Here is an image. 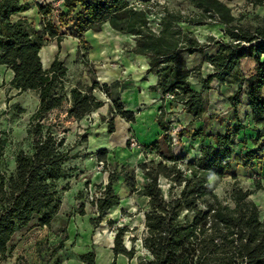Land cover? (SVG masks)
I'll list each match as a JSON object with an SVG mask.
<instances>
[{
    "label": "trees",
    "instance_id": "obj_1",
    "mask_svg": "<svg viewBox=\"0 0 264 264\" xmlns=\"http://www.w3.org/2000/svg\"><path fill=\"white\" fill-rule=\"evenodd\" d=\"M251 1L264 4V0ZM33 3L40 15L38 25L21 16ZM63 5L71 17L67 27L61 20L55 21L52 2L0 0V65L14 72L11 89L19 94L35 91L39 99L27 129L31 147L16 153L12 171L2 168L8 140L0 139V264L11 255L14 237L20 230L34 221L40 226L52 224L62 206V192L69 189V183L65 186L61 183L74 171L67 168L68 162L79 155L72 153L66 135L57 131L60 116L50 122V112L69 104L67 117L80 121L104 105L94 94L95 90H101L113 101L110 118L102 117L108 122V132L115 130L117 114L128 121L135 118L133 112L124 111L120 97L113 95L108 84L93 79L91 85L68 88V67L64 61L56 58L48 68L42 63L40 51L48 41L56 40L60 45L67 36L81 40L85 32L99 31L105 23L135 37L136 44L131 51L149 58V72L158 76L157 85L162 94L180 91L178 100L187 113L195 118L203 114V92L218 80L237 84L240 89L244 86L252 121L262 127L255 130L252 140L255 145L259 143L257 148L244 153L234 152L238 136L245 129L241 121L225 133L205 135L212 141L206 138L199 157L190 162L174 155L172 138L164 136L163 140L170 144L169 156L162 153L163 159L159 162L139 164L148 177L144 186H138L127 166L111 173L106 185L98 186L104 188L101 196L92 201L98 210V219L120 204L114 184L123 176L131 194L148 199L142 237L148 256L140 257L138 264H264V220L259 205L252 199L261 185L246 188L234 175L224 196L218 195L211 185L212 177H223L233 169V161L251 166L258 158V151L264 149V27L252 31L237 24L231 8L221 0H197L198 7L226 25L229 37L227 41L217 40L216 51L209 54L206 48L211 44L199 42L191 31L184 32L180 26L182 21L191 24L197 21L180 14L166 12L163 28L157 33L149 25L148 9L131 5L128 0H63ZM194 53L202 54V63L208 61L214 66V71L205 78L200 77L202 63L193 68L186 65L185 55ZM243 59L254 61L249 75L242 70ZM192 76L200 77L201 90L194 88ZM240 89L231 96L232 101L239 99ZM164 107V104L160 106L158 122L167 131ZM160 143L156 141L148 148L160 151ZM105 154L106 149L96 152L101 161L106 159ZM180 163L186 165L185 170L179 167ZM161 177L171 183L168 197L159 184ZM126 231V227L118 229L113 246L115 260L111 264H116L118 255L128 259L135 256V247L128 249L123 243ZM79 257L86 264H96L94 251Z\"/></svg>",
    "mask_w": 264,
    "mask_h": 264
},
{
    "label": "rangeland",
    "instance_id": "obj_2",
    "mask_svg": "<svg viewBox=\"0 0 264 264\" xmlns=\"http://www.w3.org/2000/svg\"><path fill=\"white\" fill-rule=\"evenodd\" d=\"M39 1L43 2L44 0ZM46 1L54 4L55 21L58 22V20H61L66 24L64 26L67 27V23H70L71 17L68 15L69 10L63 5V0ZM128 1L131 5H136L138 8L148 9L149 25L157 33L163 28V17L166 12H172L198 22L191 24L182 21L180 22V26L184 32L191 31L192 35L199 42L211 44L209 48H206L207 52L211 51L217 40H229L225 31L226 25L221 23L217 16L211 17L202 7H198L197 0ZM221 1L231 8L232 14L236 17L237 24L252 31L257 27H264V4L256 5L251 0ZM32 5L34 6V3ZM34 21L37 22L38 20L34 19ZM105 33L104 31L102 34ZM125 51H129V47ZM199 58V56L192 57L189 66L191 68L198 66ZM68 63L74 74L82 73L81 71L83 70L88 73L93 71L96 80L102 84L94 68V64L90 67L82 58H78L77 61L69 59ZM253 67V60L243 59L242 70L245 75H249L253 71ZM201 71L206 74L204 66L201 67ZM215 85H219V83H216V81L213 82V88L217 89ZM226 92H228V89H223L221 86L218 88V96H225ZM101 96L107 99V96ZM37 105L38 99L34 92L28 91L19 94L16 90L11 89L10 72L8 69L0 67V139L7 138L8 140L2 167L3 170H14L16 153L21 149H30L31 140L27 129L30 118L37 109ZM17 106H20L25 111L21 112ZM104 110L106 112L107 109L105 108ZM163 112L168 126H175V129H172V134H175L176 139H172L171 148L176 146L175 150L179 153L183 151L181 150L183 146L190 145L188 140L192 138L190 135L193 129V121H191V117L187 115V112L177 105H174L172 108L170 106H167V108L164 107ZM54 116L56 115L50 117V122L52 120L55 121ZM105 116H109L110 118L108 112H106ZM225 116L224 111L211 114L203 112L199 118L208 122L212 118L221 119ZM58 121L60 125L57 131L60 134L66 135L67 142L73 150L72 153L79 155L77 158L68 162L67 168H73L74 171L68 173L66 179L61 183L62 186L69 183V189L72 185L80 181V176L84 173L83 171L88 170V160L92 155L96 158L97 169L107 171L106 182L111 173L119 172L123 166H127L128 170L136 177V168L139 165L134 166L120 159L122 156L121 143L125 141L126 134L132 131L129 130L131 127L140 136L141 141H154L157 137V125L152 122V116L149 115L148 111L144 112L142 117L137 121L131 122V127L128 126L129 121L127 119H125L123 124L119 122L113 132H108V122L99 118L97 120L87 118L79 123H73L70 120L62 121L61 119ZM180 134H182L181 137ZM94 135L98 141V144L95 143L97 149L110 148L106 149L107 154H105L106 159L103 161V165L102 163L100 164L101 160L97 158L96 153L93 154L91 152L90 139ZM130 136L134 135L131 133L128 135L126 146L132 150L129 145ZM163 137L160 140V151L148 153L150 156H147V153H141L139 151L141 156H143L142 159L144 158L143 162H150L151 160L159 162L163 159L160 156L162 153L165 156H169L170 144L169 142H165ZM242 146L243 149L240 152L244 153L246 152L244 150L246 146L245 144H242ZM234 152H237L236 147L234 148ZM168 164L171 163L168 162ZM240 166L236 161H233V169L225 176H214L211 178L212 188L218 195H225L233 182L234 172L239 170ZM179 167L182 170L186 169V165L183 163H180ZM239 180L247 188V184L245 183L246 179L241 177ZM159 184L165 196L168 197L171 187L169 180L161 177ZM98 186L100 185H90L88 182L87 189H83L85 191H83L82 195L81 193H76L74 198L70 197L69 189L64 190L62 192V206L52 224L49 226H40L34 221L30 226L20 230L14 237V249L5 264H86L83 263L79 256L81 252L87 253L89 251H94L96 264H111L115 260V254L111 248V244L114 242L118 229L122 227H126L127 229L123 236V243L128 249L134 246L136 252L133 259H122V257L118 256L116 258V264H138L140 257H147L148 252L142 245V237L145 230V211L148 209L145 199L135 195L132 197L130 204L123 205V208L120 206L115 207L98 219V210L92 203L93 200L101 196V192L103 191ZM175 190L179 191V189ZM114 209H118V214L113 213Z\"/></svg>",
    "mask_w": 264,
    "mask_h": 264
},
{
    "label": "crops",
    "instance_id": "obj_3",
    "mask_svg": "<svg viewBox=\"0 0 264 264\" xmlns=\"http://www.w3.org/2000/svg\"><path fill=\"white\" fill-rule=\"evenodd\" d=\"M30 15H32V17H30ZM21 16L27 17L33 21L34 19L38 20L36 22L37 25L40 22V15L38 14L36 5H32L31 9L22 13ZM104 31L106 33L102 34L104 33ZM135 44L136 41L132 35L120 33L114 30L109 25V23H105L99 31L88 30L87 32H85L81 40L73 36H67L60 43V45L56 40H50L45 46L42 47L40 55L42 63L46 68L50 67V65L56 58L64 61V63L68 67L66 83L68 88L75 87L77 84L91 85L93 79H96L93 71L88 73L83 70L81 71L82 73L74 74L71 67L69 66V59L77 61L78 58H82V60L89 64L90 67H92L91 65L94 64V68L96 69L102 84L106 83L111 86L113 95L120 97L124 107V111L134 113L135 118L133 121H129V127H131V122L140 119L144 112L148 111L149 115L152 116V122L157 125V137L154 141H141L140 136H138L136 131L133 130L132 127L129 129L132 130L130 131V133L134 135L142 145L148 147L154 144L156 141H160L164 135H167L169 137L173 136L176 139L175 134H172V129H175V126H169L167 133V131H164V129L158 122V117L161 113V103L158 100H153V98H158L161 93V90L157 85L158 76L153 72H149V58L146 55L137 54L131 51ZM128 47L129 51H125V49ZM215 51L216 46H214L210 52H206L209 54H213ZM194 56H199V64L202 63V54H187L185 55L187 67L191 68L189 64L191 63L192 57ZM202 66H204L206 74L201 71L200 77L205 78L209 73H212L214 71V66L208 61H204L202 63ZM0 67H4L9 70L11 81L14 77V72L5 65H0ZM200 77L192 76L190 78V81L193 84L194 88L198 91L203 87V83ZM215 81L216 83H219V85H215V88L217 89L213 88V82ZM213 82L211 83V88L203 92L205 107L204 113L211 114L224 111L226 116L221 119L212 118V120L207 122L202 118H194L193 115L187 113V115L191 117V121H193V129L190 135L192 136V138L188 140V143H190V145L183 146V148L181 149L183 151L179 153H177L175 150L176 146L172 148V152L174 155L184 157L185 161L187 162L195 161L199 157L200 147L202 146V144H204L206 138H208L209 141H212V138L210 139L209 137H204L205 135L208 136L218 133H225L228 130L232 129V127H234L238 121H241V123L245 125V129L241 130V133L238 136V143L236 145L237 152L239 153L243 149L242 144H245L246 146V149L244 150L255 149L259 144L258 143L257 145H255L252 140L255 136V130L261 128L262 124H256L252 121L249 100L244 86L240 89L237 84H226L218 80H214ZM220 86L223 89H228V92L225 93V96H218V88ZM239 89V99H235L232 101L231 96H233ZM32 92L37 95L35 91ZM94 94L104 101V105L95 109L80 121L74 118L67 117V108L69 104H65L64 107L53 110L52 112H50L49 116H60V119L62 121L70 120L73 123H79L84 119L86 120L87 118H90V120H92V118L94 120H97L98 118L102 119V117L106 115V112L110 114L111 107L113 106V101L101 90H95ZM101 95L107 96V99L102 97ZM208 104L210 107L208 106ZM105 108L107 109L106 112H104ZM56 116H54V118ZM105 117L109 118V116ZM114 121L115 127L117 128L118 123L122 122L123 124L125 118L117 114L114 118ZM196 132L199 133L194 136ZM129 134H126L125 141L121 143L122 147L120 148L122 149V156L120 159L136 166L137 164L139 165L140 163H142L144 158L142 159L143 156H141L137 149L130 150L127 148L126 141ZM181 136L182 134H180V137ZM97 142L98 141L95 139V135L92 136V138L90 139V144L92 150L91 152H93V154L100 150L97 149L95 145V143L98 144ZM153 152L154 151L150 153ZM147 156H150V154H147ZM257 157L258 158L253 160V164L251 166H240L239 170H236L234 173L238 176V178L243 177L246 179L245 183L247 184V188L252 189L256 186V184L261 185V189H258L252 194V199L259 205L261 209V219L264 220V149L258 151ZM88 161V170L83 171L84 173L81 174L80 181L75 185H72V187L69 189L70 197L72 198L75 197L76 193L82 194L83 191H85L83 189H87L88 182L90 185L94 184L96 186L106 185L109 181L108 177V181L106 182L107 171L97 169L96 158L93 155L89 157ZM136 179L139 187L144 186L148 181V177L140 167L136 168ZM114 187L120 197V204L118 206L123 208V205L125 206L130 204L132 197L135 196V194L130 193L129 188L125 184L123 176L118 177V181L115 182ZM143 198L147 203L148 199L145 197ZM113 213L118 214V209H114ZM113 246L114 242L111 244L112 250ZM83 253L84 252H81V254ZM118 256L122 257V259L127 258L124 255ZM7 259L2 262V264H5Z\"/></svg>",
    "mask_w": 264,
    "mask_h": 264
},
{
    "label": "built area",
    "instance_id": "obj_4",
    "mask_svg": "<svg viewBox=\"0 0 264 264\" xmlns=\"http://www.w3.org/2000/svg\"><path fill=\"white\" fill-rule=\"evenodd\" d=\"M180 92L178 89H175L174 91H168L166 93H160L158 98L153 99L158 100L161 105L164 104V106L167 108V106H170V108L174 107V105L179 106L182 110H184L186 112L185 106L184 104L178 100V95L177 93ZM173 140H175V138L172 136L171 137ZM129 145L132 149H137L138 151H140L141 153H150L152 152V150L144 145H142L135 136H130L129 137ZM102 163L103 165V161L100 162V164ZM104 188H102L103 190ZM100 193V192H99ZM91 198L93 199V197L91 196Z\"/></svg>",
    "mask_w": 264,
    "mask_h": 264
}]
</instances>
